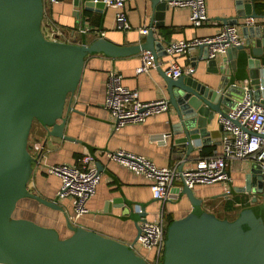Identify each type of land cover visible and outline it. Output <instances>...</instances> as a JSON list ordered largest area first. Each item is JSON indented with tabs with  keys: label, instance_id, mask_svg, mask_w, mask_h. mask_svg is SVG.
I'll use <instances>...</instances> for the list:
<instances>
[{
	"label": "water",
	"instance_id": "1",
	"mask_svg": "<svg viewBox=\"0 0 264 264\" xmlns=\"http://www.w3.org/2000/svg\"><path fill=\"white\" fill-rule=\"evenodd\" d=\"M152 2L157 8L159 4L167 6L165 1ZM234 4L236 18L258 17L252 0H234ZM83 5L93 12L105 7L99 0H84ZM44 6V0H0V264H150L135 250L136 241L123 243L73 225H69L70 235L60 237L52 227L13 215L18 202L25 198L59 209L56 202L33 194L27 187L35 163L30 152V130L38 123L49 135L68 138L63 133V113L65 107L70 108L67 96L79 83L86 56L100 53L115 58L149 51L157 64V58L166 55L152 30L143 43L131 45H118L103 37L80 43L61 41L57 36L48 38L42 30ZM220 19L224 24L237 23V19ZM250 31L257 39L230 47L226 53L229 57L237 51L244 54L257 89L259 62L251 55L259 51L253 47L249 54L247 48L259 44L260 37L264 43V38L259 28ZM198 47L203 59L214 65L215 58H207V45ZM231 66L236 67L234 63ZM157 67L166 81L168 102L179 119L172 126L174 135L180 134L172 138L173 148L182 151L186 159L192 142L208 135L206 125L215 114H225L234 105L242 87L229 84L226 75L213 87L190 75L172 78ZM212 72L218 73V69ZM254 179L259 180L256 195L233 219L202 211L201 201L186 185L173 187L171 198L186 195L192 211L166 227L159 264H264V165L251 162L244 185L234 191L254 192Z\"/></svg>",
	"mask_w": 264,
	"mask_h": 264
},
{
	"label": "crops",
	"instance_id": "2",
	"mask_svg": "<svg viewBox=\"0 0 264 264\" xmlns=\"http://www.w3.org/2000/svg\"><path fill=\"white\" fill-rule=\"evenodd\" d=\"M83 1L45 2L42 19L45 36H57L61 41L78 43L83 39L90 42L103 37L118 45H131L145 41L148 32L141 34L139 29L147 28L154 32L155 38L166 49L172 41L215 34L226 25L221 17L232 21L237 19L241 44L257 39L251 35L250 28L262 30L264 27V0H252L258 15L252 25L243 24L246 17H235L234 0H205L208 19L198 27L191 24L187 7H164L159 4L160 8H157L153 0H128L123 11L130 29L116 27L115 8L105 6L101 12L88 11L84 9ZM246 27L248 31L244 32ZM260 39L259 44L250 45L247 50L249 54L253 47L259 51L258 55H251V59L258 60L257 78L264 84V43L262 37ZM243 55L238 51L230 57L226 52L219 53L215 57L216 63L209 65L208 59H203L202 49L196 47L176 56L175 60L182 68L194 67L190 76L198 82L215 87L221 76L226 75L229 84L235 83L240 87L246 84L253 89L254 95L258 89L252 84L251 69L246 66ZM140 56L141 52L115 58L100 53L86 56L79 83L75 91L67 96L66 104L70 108L65 107L63 113L66 117L63 133L68 138L49 135L38 123L32 125L29 145L35 163L27 187L33 194L56 202L59 209L47 207L30 198L22 199L18 206L21 202H25V205L21 207L23 209L18 217L52 227L60 237L70 235L71 224L67 216L72 212L71 198L58 195L60 180L55 175L47 174L45 166L59 163L76 165L81 155L89 153L99 165V182L94 195L86 202L88 212L73 226H81L127 244L136 241L134 247L137 253L151 258L153 251H146L137 241L142 221H163L168 225L191 212L192 205L186 195L178 194L177 198L164 202L154 199L148 178L105 158L104 153L123 149L143 155L157 166L177 165L188 169L195 165L198 158L221 154L224 133L217 119L218 114H215L212 122L206 125L208 135L192 142L193 149L185 159L182 151L173 148L172 138L180 134L174 135L172 130L179 119L170 103L166 111L150 115L142 123L116 127L113 117L104 106L110 71L121 74L122 85L136 90L141 101L162 97L169 100L166 81L157 69L159 65L165 71L169 57L167 54L159 56L154 68L137 73L135 69L140 63ZM231 63L235 64V69H232ZM214 68L218 69V73L212 72ZM260 96L264 97V93L258 91L254 97ZM250 164L247 160H228V181L195 184L191 190L193 196L201 201V210L212 212L220 218L233 219L239 209L249 205L251 198L256 195L259 180L254 179L255 191L248 194L236 192L234 188L244 185ZM226 187L231 190L227 195L224 193Z\"/></svg>",
	"mask_w": 264,
	"mask_h": 264
},
{
	"label": "built area",
	"instance_id": "3",
	"mask_svg": "<svg viewBox=\"0 0 264 264\" xmlns=\"http://www.w3.org/2000/svg\"><path fill=\"white\" fill-rule=\"evenodd\" d=\"M56 0H44L54 3ZM97 1V0H96ZM105 6L116 9L115 23L118 29H130L123 8L128 0H99ZM172 7L189 8V19L192 25L201 26L207 21L205 0H162ZM254 18L246 17L244 25H252ZM141 34L148 32L147 28L139 29ZM264 38V27L261 30ZM241 44L239 28L236 24H226L213 35L195 37L190 40L169 42L166 54L169 57L165 73L172 78L190 75L194 67L182 68L175 60L176 56L185 54L192 49L207 45V58L213 59L219 53H225L228 48ZM156 66L153 54L141 51L140 63L136 72L148 71ZM258 91L264 93V84L260 83ZM104 106L109 110L116 127L128 123H142L150 115L166 111L169 107L167 98H157L151 101H141L136 90L127 88L121 83V74L110 71L106 82ZM219 124L223 129L222 153L211 157H201L192 168L183 169L177 165L170 167L157 166L143 155L123 149L104 153L105 158L117 162L136 174L150 180L152 197L162 202L171 198L173 187L184 184L192 188L195 184H212L229 180L226 171L228 160H247L264 165V97L255 98L253 89L242 86V94L234 105L225 113L218 114ZM47 174L55 175L60 180L59 196L71 198L72 212L67 216L69 224L88 212L87 200L94 195L99 182V172L93 155L85 153L78 158L76 165L66 163L49 164L45 166ZM229 187L224 189L227 195ZM172 199V198H171ZM166 225L163 221H142L139 226L137 241L146 251L153 255L143 257L150 264H159L164 246Z\"/></svg>",
	"mask_w": 264,
	"mask_h": 264
},
{
	"label": "rangeland",
	"instance_id": "4",
	"mask_svg": "<svg viewBox=\"0 0 264 264\" xmlns=\"http://www.w3.org/2000/svg\"><path fill=\"white\" fill-rule=\"evenodd\" d=\"M23 201H25V200H23ZM24 205H25V202H21V204L18 206V208L15 212L16 216H20L21 210L23 209L21 207H23Z\"/></svg>",
	"mask_w": 264,
	"mask_h": 264
},
{
	"label": "trees",
	"instance_id": "5",
	"mask_svg": "<svg viewBox=\"0 0 264 264\" xmlns=\"http://www.w3.org/2000/svg\"><path fill=\"white\" fill-rule=\"evenodd\" d=\"M25 199H29V198H25ZM20 202V201H19ZM19 202H18V204H19ZM18 206V205H17ZM16 210H17V208L15 209V211H14V216H16V214H15V212H16ZM18 217V216H17ZM168 225H166V227H167Z\"/></svg>",
	"mask_w": 264,
	"mask_h": 264
}]
</instances>
